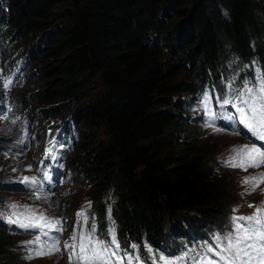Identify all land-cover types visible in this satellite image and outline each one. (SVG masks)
<instances>
[{"label": "trees", "instance_id": "trees-1", "mask_svg": "<svg viewBox=\"0 0 264 264\" xmlns=\"http://www.w3.org/2000/svg\"><path fill=\"white\" fill-rule=\"evenodd\" d=\"M62 8L63 24L47 32ZM0 52L37 63L49 106L38 109L40 129L69 117L56 107L97 75L101 94L67 121L81 134L74 185L91 202L82 210L101 225L114 221L122 256L163 264L159 253L168 250L178 264H196L182 236L225 220L235 198L221 178L234 169L176 132L200 92L225 96L227 72H264V0H0ZM78 203L63 209L75 213ZM4 237L0 230V264H23Z\"/></svg>", "mask_w": 264, "mask_h": 264}, {"label": "snow or ice", "instance_id": "snow-or-ice-1", "mask_svg": "<svg viewBox=\"0 0 264 264\" xmlns=\"http://www.w3.org/2000/svg\"><path fill=\"white\" fill-rule=\"evenodd\" d=\"M10 81H5L4 87L7 88ZM233 81L227 84L228 92L223 98H217L221 112L216 113L211 106V97L208 91L202 93L201 105L206 117L204 127L211 128L214 132H221L225 129L216 126L217 119H226L229 122H238L247 129L252 137L264 142V74H258L255 80H244L238 88L232 87ZM231 105L234 113L223 111L224 106ZM4 119H7L5 116ZM15 123V121H12ZM231 127V123L227 125ZM233 135L240 133L233 132ZM23 144L21 138L16 142ZM264 144H245L233 146L229 149L230 155L223 160L225 167L239 168L247 172L248 168L259 169L264 166ZM31 168V165L28 166ZM15 171V169H13ZM43 181H50L51 176L48 171L41 169ZM19 183L34 190L35 199H41L43 191L42 182L36 176H22ZM264 183V172H258L256 175L244 176L241 184L246 186L241 196L255 192L260 184ZM48 199L47 194L43 197ZM254 211L250 215H233L230 217L231 227L225 233L214 235V243L205 248L203 257L197 258L196 264H264V201L259 205H248ZM8 207L12 210L8 215L0 212V218H3L9 225L28 231L38 230L34 239L22 242L26 249L25 259L32 260L37 257L50 256L55 252H61V242L59 236H53L52 233L63 232L62 220L47 216L43 211L35 207L18 205L10 203ZM91 208V202L87 203ZM234 208L233 212H237ZM77 225L73 228L68 240L63 243V252L67 255L68 264H133V260L140 264L139 255L130 254L124 251L121 256V248L116 239V230L113 226L108 229L110 239L105 241L96 236L95 218L87 230L88 216L83 210L77 212ZM108 218L111 220V208H108ZM133 250L138 245L130 246ZM147 247V246H146ZM149 253L152 249L147 248ZM212 257H215L213 259ZM163 264H178L176 260L167 259L164 255L158 257ZM155 264V258L153 259Z\"/></svg>", "mask_w": 264, "mask_h": 264}, {"label": "rangeland", "instance_id": "rangeland-1", "mask_svg": "<svg viewBox=\"0 0 264 264\" xmlns=\"http://www.w3.org/2000/svg\"><path fill=\"white\" fill-rule=\"evenodd\" d=\"M68 6H65V9L68 10L70 8ZM63 11L64 8H62L59 11L55 12V16H53V20L51 21V24L49 25V28L47 29L49 31L54 28L56 25H62L64 21L63 17ZM24 33V29L23 32ZM40 35V34H39ZM41 35L45 34L41 33ZM28 37L31 38L29 35ZM37 37L31 38V40H34L33 43H36ZM24 54L21 53V57H23ZM36 62V61H35ZM37 65V63H34L29 68L28 72L31 73L29 78H27V86L22 87L19 92L15 91L13 94L17 95L21 101L24 102L25 107L31 106V110H29V113L36 112V109H44L49 108V106H43L42 105V99H43V91L46 87V84L44 80H42L40 77V71H36V68H34ZM40 65L38 66V69H40ZM88 80L90 81L87 89L80 93L79 98H72L70 101L64 102L62 105L60 104L58 107H56V112H59L62 115H73L77 112V110H81L90 99H92V96L100 95L103 88L102 85L97 78L96 74L87 75ZM183 76L180 75L177 77V80L182 79ZM54 79H51L53 81ZM26 82V83H27ZM33 83V85H31ZM26 89V90H25ZM90 95L89 97L87 96ZM185 115L182 116L183 123L182 128L176 132V134L179 137H182L183 139H190V140H198L200 141L201 145L205 150H207L211 157H215V160L218 162L223 163V160H225L229 155V149L233 146H239L242 144V139H240L237 136L234 135H228L222 132H214L210 128H199L191 124L188 117L193 115V112L188 107L186 108ZM68 113V114H67ZM81 117V115H80ZM44 128V127H43ZM6 131V132H5ZM4 133L3 138L8 140H14V138L11 136V132L6 129L5 126L0 124V134ZM83 140V137H82ZM82 142V141H81ZM0 155L4 156V160L0 162L2 165V169L0 171V198L4 199L6 202L1 203V205H4L5 207L8 206L10 203H16L18 205H29L32 207L37 208L40 211H43L47 216H57V213L55 212V208L50 206V203H47L50 201V198L48 197L47 200L43 198V200H38L37 202L31 201L26 195H24L22 192H18L13 190L10 186H13L14 184H17L18 177L25 175L27 172H29V165H32L33 162V154L31 155H11V154H2L0 152ZM71 158L75 161L73 162L75 166V170L72 172V176L68 182V186L70 187L71 191L76 190L75 195H72L67 203H71L72 207L69 208V210H72L74 205L77 204L79 201L82 203L84 200L89 199V196L85 189L81 186L74 185L77 182V178H80V175L76 173V171H80L79 164L77 163V157H75L74 154H72ZM15 169V171H13ZM257 173H255L256 175ZM244 176H248L247 173H244L241 169L235 168L231 173H226L225 176L221 178V180H224L229 184V186L233 189V196L235 198V205L239 207L241 210H248L250 207L248 200H253L257 203H261V201L264 200V183L260 184L259 187L256 189L255 192H252L251 194H245L244 196H241V192L244 191L246 186H243L241 184V179ZM7 180H13L12 183H8ZM60 187L64 186V182L62 181L60 184ZM26 196V197H25ZM111 198V197H110ZM3 233L4 241L3 243L6 245V247L10 248L11 250V256L13 255L14 258L16 257L18 260H21V263L23 264H64L63 260L59 257H49L44 259H39L33 263H30L29 261H25L22 254L24 252V246L22 242L25 241V238H22L21 236H13L5 231L1 230Z\"/></svg>", "mask_w": 264, "mask_h": 264}, {"label": "bare ground", "instance_id": "bare-ground-1", "mask_svg": "<svg viewBox=\"0 0 264 264\" xmlns=\"http://www.w3.org/2000/svg\"><path fill=\"white\" fill-rule=\"evenodd\" d=\"M102 84V83H101ZM26 85V84H25ZM26 90V89H25ZM19 92V91H18ZM49 198H51V196L50 195H47ZM26 197V196H25ZM255 202V201H254ZM85 208V207H84ZM188 261V260H187ZM192 263V262H191ZM187 264V263H186Z\"/></svg>", "mask_w": 264, "mask_h": 264}]
</instances>
